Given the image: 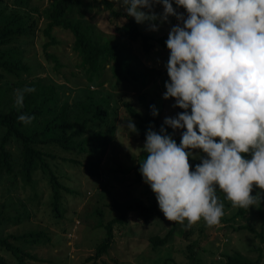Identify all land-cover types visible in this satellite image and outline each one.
I'll return each instance as SVG.
<instances>
[{
	"label": "rangeland",
	"instance_id": "obj_1",
	"mask_svg": "<svg viewBox=\"0 0 264 264\" xmlns=\"http://www.w3.org/2000/svg\"><path fill=\"white\" fill-rule=\"evenodd\" d=\"M50 1L0 0V16L14 18L17 25L27 23H24L27 26L26 33L17 36L2 49L10 51L13 57L19 58L30 67L27 80L38 78L44 84L54 85L58 92V105L63 101L71 103L82 98L87 89L96 92L109 103V110L114 111L116 130L101 158L98 177L89 176L81 164L69 160H83V154L75 150L65 151L53 144L43 146L44 150L56 156L46 157L50 168L58 180L72 191L62 192L59 203L61 214L53 210L48 173L42 171L36 163L31 181L26 182L19 171V149L16 143L10 142L7 147L16 164L13 174L0 175V210L11 217L19 214L22 220L16 223L11 219L0 234H22L29 231H43L47 234L49 239L43 238L37 244L13 241L35 256L27 259L28 264H92L93 260L88 258L94 254L95 245L105 232L96 225L97 222H105L115 216L117 204L136 198L148 204L150 200V186L135 180L136 172L140 173V163L146 158L140 157V154L146 152L143 149L145 140L137 132L127 129L129 119L134 123L135 118L128 114L123 103H131L143 114L146 106L153 102L162 121L165 117H175L177 113L185 111L174 106V98H163L166 91L165 81L169 80L166 64L170 50L165 41L171 27L177 23L182 24V21H177L175 16H169L166 22L153 21L152 23L158 25L156 31L149 30L148 22L139 24L143 32L150 36L151 45L148 50H144L141 39L128 44V58L137 71V80L129 77L127 80L117 81L107 66L98 79L102 81L99 86L96 82L87 81L80 66V57L73 47V35L68 30L54 27L51 31L56 43L47 50L56 56L58 64L44 54L43 43L47 37L43 31L46 21L41 12ZM90 2L93 5L85 11L96 30L109 36L112 42L121 43L122 39L112 33V28L115 24L123 23L125 18H109L108 12L99 3L93 0L84 1ZM172 3L176 11L186 18L185 9L178 7L174 0ZM114 8L126 12L121 0H114ZM153 11L162 13L163 6L156 4ZM160 39L162 43L159 42ZM5 79H11L10 82L15 83L10 75H5ZM1 84L5 86L4 82ZM17 89V86H13L10 94L15 97ZM41 125L39 117L27 124L25 129L29 131L40 128ZM176 130L180 135L185 131ZM2 133L3 129L0 128V137ZM215 139L218 142L219 138ZM191 151L197 161L206 157L199 149ZM242 155L251 158L250 153ZM257 192L264 195V190L254 186L252 195ZM218 196L228 207H224V215L215 226H207L203 219L190 227L187 226V221L181 225L168 221L161 210L160 214L147 221L143 220L138 211L128 212L125 224L113 225V243L109 251L97 259V264H190L192 258L194 263L216 264L224 259V254L237 252L246 258L258 259L257 264H264V226L261 230L262 240L248 229H236L239 225H249L260 231L262 219L259 205L250 206L245 215L232 218L237 207H233L219 189ZM260 203L264 218V199ZM172 226L174 231L167 243L153 248L150 237H163ZM188 244L192 245L193 251L188 248ZM0 256L9 264H18L14 256L4 249H0Z\"/></svg>",
	"mask_w": 264,
	"mask_h": 264
},
{
	"label": "clouds",
	"instance_id": "obj_2",
	"mask_svg": "<svg viewBox=\"0 0 264 264\" xmlns=\"http://www.w3.org/2000/svg\"><path fill=\"white\" fill-rule=\"evenodd\" d=\"M174 2L186 18L172 0H121L127 15L137 24L148 22L149 30H158L152 22L169 16L182 21L165 41L169 80L163 98H174V106L185 111L165 117L159 134L148 129L139 171L168 221H187L190 227L203 219L215 226L224 215L218 189L233 207L248 209L264 199L261 192L252 195L254 186L264 190V0ZM156 4L163 6L162 13L153 11ZM34 91L16 90L18 111L25 94ZM150 108L156 116L155 106ZM34 119L17 117L25 125ZM164 125L185 129L179 145ZM126 127L137 131L130 119ZM193 149L206 154L195 170L189 162ZM248 153L250 159L242 155Z\"/></svg>",
	"mask_w": 264,
	"mask_h": 264
},
{
	"label": "trees",
	"instance_id": "obj_3",
	"mask_svg": "<svg viewBox=\"0 0 264 264\" xmlns=\"http://www.w3.org/2000/svg\"><path fill=\"white\" fill-rule=\"evenodd\" d=\"M84 1L51 0L41 12L42 17L46 21L43 31L47 37V40L43 43L46 57L56 62V65L58 64L56 56L48 52L47 49L50 45L56 43L51 33L52 29L60 27L72 33L74 38L73 47L80 57V66L88 82H96L97 85L101 86L102 81L98 79L102 76L107 66L110 67L117 81L127 80L129 77L137 80V71L131 64V59L128 58V44L141 39L142 47L144 50H148L151 45L149 42L150 36L143 32L134 18L127 15L126 12L117 11L114 8V0H93L99 3L103 10L108 12L109 18H117L119 16L125 18L123 23L115 24L112 28V33L121 38L122 42H112L109 36L96 30L94 23L86 12L93 3H84ZM28 17L30 18V16ZM24 23L26 22H23L22 25H17L14 18L0 16V128L3 129L0 137V175L2 173L10 175L14 172L16 161L7 147L10 142H14L19 149V171L23 179L26 182L31 181L32 171L36 163L42 171H46L49 175L53 210L60 213L59 203L62 198V192L71 193L72 191L58 180L56 174L50 168L46 157L55 158L56 156L44 150L43 146L53 144L65 151L75 150L83 154V160L74 158H69V160L81 164L89 176L98 177L100 175L101 158L105 155L107 146L113 140L115 134L116 126L113 118L115 113L109 110V103L92 90L87 89L82 98L75 99L71 103L63 101L58 105V92L54 85L44 84L38 78L27 80L30 67L19 58L13 57L10 51L7 52L2 49L5 45L14 41L17 36L26 33L27 26ZM159 42L162 43V40L160 39ZM5 75H10L14 78L15 83L10 82L11 79H5ZM3 82L5 86H2L1 83ZM13 86H17L18 89L25 86L35 88L34 92L25 94L24 107L19 111L14 105L15 97L10 94V89ZM123 105L128 114L135 118L136 132L142 140H146V133L149 128L159 134L160 127L164 121L161 120L159 113L156 116L151 114L150 106H154L153 102L146 106V112L143 114H140L129 102H124ZM20 114L31 115L35 119L40 117L41 127L27 131L25 129L26 125L17 120ZM164 127L166 134L171 135L177 145H179L181 135L177 130H173L167 125H164ZM140 155V157L144 158L147 153L143 152ZM189 162L192 170H195V166L201 161L190 157ZM135 180L139 183L147 184L139 172H136ZM220 200L223 202L222 199ZM224 207L228 206L224 205ZM115 208L117 210L115 216L105 222L100 220L96 224L103 228L105 232L104 236L95 245L94 254L88 258L93 260L92 264H97V259L109 251L113 243V225L115 223L125 224L128 212L138 211L145 221L156 214H160V208L152 190L148 204L136 198L117 204ZM258 209L262 219L260 231H256L249 225H239L236 229H248L262 240L263 234L261 230L264 226L262 203H260ZM247 210L237 207L232 218L245 215ZM11 219L18 223L22 220V217L19 214L11 217L0 210V232L5 225L10 223ZM173 231L174 228L172 226L163 237L158 235L151 236L152 247L155 248L167 243ZM43 238L49 239L43 231L0 234V249L12 254L18 264H28L27 259H33L35 256L25 251L21 246L14 244L13 241H29L37 244ZM187 246H189V249L193 248L192 245L188 244ZM191 251L193 250L191 249ZM257 262L258 259L252 260L237 252L224 254V259L216 264H257ZM0 264L9 263L0 256ZM173 264L185 263L174 262ZM190 264L203 263H194L192 258Z\"/></svg>",
	"mask_w": 264,
	"mask_h": 264
}]
</instances>
